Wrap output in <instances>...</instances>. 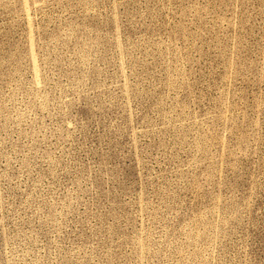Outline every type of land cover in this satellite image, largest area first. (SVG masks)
I'll return each mask as SVG.
<instances>
[{"label":"rangeland","instance_id":"374dc122","mask_svg":"<svg viewBox=\"0 0 264 264\" xmlns=\"http://www.w3.org/2000/svg\"><path fill=\"white\" fill-rule=\"evenodd\" d=\"M0 264H264V0H0Z\"/></svg>","mask_w":264,"mask_h":264}]
</instances>
